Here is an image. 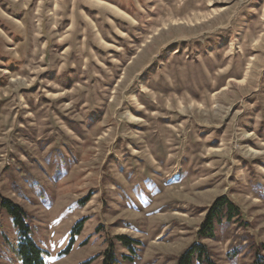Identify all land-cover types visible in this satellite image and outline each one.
I'll return each instance as SVG.
<instances>
[{"label": "rangeland", "instance_id": "374dc122", "mask_svg": "<svg viewBox=\"0 0 264 264\" xmlns=\"http://www.w3.org/2000/svg\"><path fill=\"white\" fill-rule=\"evenodd\" d=\"M105 1L0 0V264H264V0Z\"/></svg>", "mask_w": 264, "mask_h": 264}, {"label": "trees", "instance_id": "16d2710c", "mask_svg": "<svg viewBox=\"0 0 264 264\" xmlns=\"http://www.w3.org/2000/svg\"><path fill=\"white\" fill-rule=\"evenodd\" d=\"M2 207L12 217L14 227L18 231V256L22 264H45L44 253L32 236V228L27 222V214L21 207L11 205L9 202L3 203ZM240 217L241 212L239 208L227 197L222 196L216 199L212 207L208 210L205 222L198 233L199 240H214L216 238L217 225H221L224 222L230 223ZM117 239L129 250V252L132 254L136 253V249H134L133 245L139 244L138 241L132 240L126 236H120L117 237ZM72 245V243L69 245L67 253L72 248ZM102 258V264H122L116 258L112 249L107 250ZM124 258L129 259L130 257L124 256ZM81 264H91V261H86ZM176 264H216V262L214 261L210 249L206 245L196 243L180 255Z\"/></svg>", "mask_w": 264, "mask_h": 264}, {"label": "crops", "instance_id": "0c3cea01", "mask_svg": "<svg viewBox=\"0 0 264 264\" xmlns=\"http://www.w3.org/2000/svg\"><path fill=\"white\" fill-rule=\"evenodd\" d=\"M98 3H101V4H108L105 0H96ZM111 6V5H110ZM115 7V6H114Z\"/></svg>", "mask_w": 264, "mask_h": 264}]
</instances>
